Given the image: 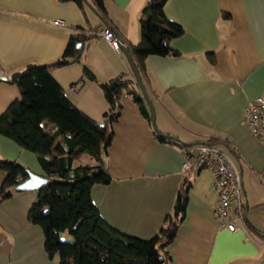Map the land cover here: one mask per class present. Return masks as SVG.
<instances>
[{
    "label": "crops",
    "instance_id": "1",
    "mask_svg": "<svg viewBox=\"0 0 264 264\" xmlns=\"http://www.w3.org/2000/svg\"><path fill=\"white\" fill-rule=\"evenodd\" d=\"M148 1L104 0L103 19L91 5L80 7L69 0H0V116L20 97L12 76L28 65L61 59L80 28H112L127 43H139ZM165 14L184 33L170 41L179 56L151 55L146 60L145 84L157 128L185 145L211 140L231 155L243 175L246 206L241 229L229 231L214 216L218 192L211 171L203 168L190 175L186 217L170 245L172 264H264V239L250 230L264 232V143L244 121L248 102L264 97V0H168ZM55 19L65 20L66 26L54 24ZM209 52L215 53V62ZM85 67L95 81L84 74ZM50 72L73 103L98 122L110 111L101 84L118 76L134 79L126 55L100 36L87 38L80 61ZM78 82L83 83L80 90H72ZM126 91L119 89L123 109L113 125L108 154L100 148H76L75 165L108 168L112 180L92 187L94 203L112 227L149 240L170 219L178 190L188 178L182 171L185 153L178 144L158 138ZM42 127L53 132L50 120ZM61 140L49 152L53 167L66 151ZM2 159L53 179L35 152L0 134ZM3 180L0 169V187ZM37 196L38 190H15L0 201V264H60L45 250L42 227L29 220Z\"/></svg>",
    "mask_w": 264,
    "mask_h": 264
},
{
    "label": "trees",
    "instance_id": "2",
    "mask_svg": "<svg viewBox=\"0 0 264 264\" xmlns=\"http://www.w3.org/2000/svg\"><path fill=\"white\" fill-rule=\"evenodd\" d=\"M69 1L80 7L91 5L105 19L107 11L104 0ZM167 1L149 0L144 6L140 19L142 38L139 43L129 44L122 38V43L135 60L144 82L149 56L180 55L171 47L170 41L181 36L184 29L166 17ZM224 15L229 16L228 13ZM79 30V34L70 38L61 59L50 65H28L25 70L12 76L10 82L18 87L20 97L0 116V134L35 152L47 176H53L45 187L38 190L37 200L29 211V220L42 227L45 250L49 258L58 259L60 264H172L170 245L186 217L191 188L189 176L195 173H185L188 178L178 190L170 219L149 240L122 233L102 217L92 199V187L110 183L112 176L104 165H75L74 151L81 148L93 152L100 148L102 154H108L114 134L113 125L123 109L120 88H126V95L133 98L150 123L152 114L133 75L134 79L118 76L101 84L110 105V111L103 122L87 115L64 93L52 76L51 68L80 61L87 38L99 36L92 29ZM79 44L83 46L80 48ZM208 54L211 62H215V53ZM84 74L88 79L96 80L87 67L84 68ZM44 120L53 122L52 133L43 129ZM157 134L162 141L178 144L184 153L194 146ZM60 137V144L66 147V151L60 155L57 166L53 167L49 152L54 141ZM205 143L214 142L210 140ZM0 169L4 173L0 187L1 201L15 193L16 185L28 178L29 169L17 161L6 159L0 160ZM250 230L264 239V232L255 227H250ZM67 232L72 240L63 239L62 234Z\"/></svg>",
    "mask_w": 264,
    "mask_h": 264
},
{
    "label": "built area",
    "instance_id": "3",
    "mask_svg": "<svg viewBox=\"0 0 264 264\" xmlns=\"http://www.w3.org/2000/svg\"><path fill=\"white\" fill-rule=\"evenodd\" d=\"M53 23L66 26L63 19H55ZM108 41L118 52H121L122 37L112 28H98L92 30ZM83 83L78 82L72 86V90L79 91ZM244 121L252 135L264 143V97L248 102ZM207 168L213 174L215 188L218 192V203L214 208V216L231 232L241 229L240 221L246 216V206L242 200L243 175L235 160L224 150L212 143H201L192 146L185 153L182 165L184 173H196L198 170Z\"/></svg>",
    "mask_w": 264,
    "mask_h": 264
},
{
    "label": "water",
    "instance_id": "4",
    "mask_svg": "<svg viewBox=\"0 0 264 264\" xmlns=\"http://www.w3.org/2000/svg\"><path fill=\"white\" fill-rule=\"evenodd\" d=\"M121 52H123L126 55L128 62L130 64L131 70L133 72V75L135 77V82L137 83V85H138V87L142 93V96L145 99V101L149 107V110L152 114V125L155 128V130L159 132L157 125H156L154 104H153V101L150 97L148 89L146 87V84L144 82L142 74L140 73V70L136 66L135 60L131 56V54H130V52H129V50L125 44L121 45ZM4 79H6V77H4ZM159 134L162 136H167L173 140L181 142V140L176 138V137L166 135V134H162L160 132H159ZM48 182H49L48 177L37 174V173L29 170L28 178H26L25 180L18 183L15 187V190L16 191L39 190L40 188L45 187L48 184Z\"/></svg>",
    "mask_w": 264,
    "mask_h": 264
},
{
    "label": "rangeland",
    "instance_id": "5",
    "mask_svg": "<svg viewBox=\"0 0 264 264\" xmlns=\"http://www.w3.org/2000/svg\"><path fill=\"white\" fill-rule=\"evenodd\" d=\"M90 12V14L92 15V13H91V11H89ZM223 149V148H222ZM224 150V149H223ZM62 237H63V239H65V240H72V237H71V235L67 232V233H64V234H62Z\"/></svg>",
    "mask_w": 264,
    "mask_h": 264
}]
</instances>
